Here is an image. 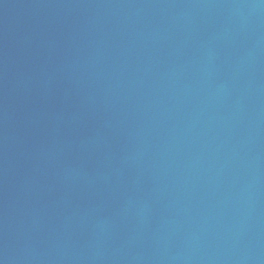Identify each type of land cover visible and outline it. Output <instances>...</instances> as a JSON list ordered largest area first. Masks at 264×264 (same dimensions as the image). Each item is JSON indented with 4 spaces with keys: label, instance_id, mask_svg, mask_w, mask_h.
<instances>
[{
    "label": "water",
    "instance_id": "1",
    "mask_svg": "<svg viewBox=\"0 0 264 264\" xmlns=\"http://www.w3.org/2000/svg\"><path fill=\"white\" fill-rule=\"evenodd\" d=\"M0 264H264V0H0Z\"/></svg>",
    "mask_w": 264,
    "mask_h": 264
}]
</instances>
